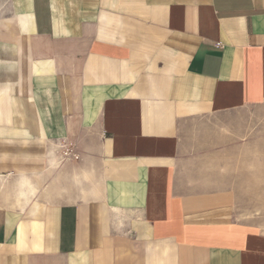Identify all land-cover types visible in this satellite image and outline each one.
Listing matches in <instances>:
<instances>
[{"label":"crops","instance_id":"0c3cea01","mask_svg":"<svg viewBox=\"0 0 264 264\" xmlns=\"http://www.w3.org/2000/svg\"><path fill=\"white\" fill-rule=\"evenodd\" d=\"M263 103L264 0H3L0 264H264Z\"/></svg>","mask_w":264,"mask_h":264},{"label":"rangeland","instance_id":"374dc122","mask_svg":"<svg viewBox=\"0 0 264 264\" xmlns=\"http://www.w3.org/2000/svg\"><path fill=\"white\" fill-rule=\"evenodd\" d=\"M228 120L233 121L234 127L225 131L231 136L249 140L244 146L245 152L251 155L252 160L255 159V162L248 163L251 174L255 176L246 179L245 186L236 187L237 207L241 216L255 222L264 230V103L238 111ZM239 152L243 153L242 148Z\"/></svg>","mask_w":264,"mask_h":264},{"label":"built area","instance_id":"2783aa9c","mask_svg":"<svg viewBox=\"0 0 264 264\" xmlns=\"http://www.w3.org/2000/svg\"><path fill=\"white\" fill-rule=\"evenodd\" d=\"M69 153H71V152H69Z\"/></svg>","mask_w":264,"mask_h":264}]
</instances>
